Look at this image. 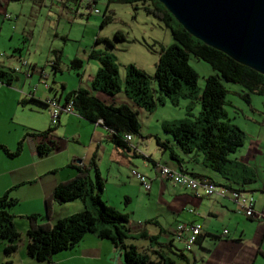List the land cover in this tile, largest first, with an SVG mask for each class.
I'll list each match as a JSON object with an SVG mask.
<instances>
[{
  "label": "crops",
  "instance_id": "obj_1",
  "mask_svg": "<svg viewBox=\"0 0 264 264\" xmlns=\"http://www.w3.org/2000/svg\"><path fill=\"white\" fill-rule=\"evenodd\" d=\"M109 1L111 0L103 2V9L106 8V11L112 8ZM54 2L61 3L59 0H50L49 3L52 5ZM4 4V0H0V12L4 17L10 18ZM63 6L73 12L69 5ZM51 51L53 58L45 59L48 69L38 67L29 56L31 60H27L31 68H28V73L23 78L18 73L10 84L5 83L10 87L12 98L19 107V110L14 108L12 116L17 112L16 122L20 124L21 130L15 128L9 136L1 137L0 143L13 149L17 140L22 138V146L17 155L7 156L0 149V195L9 190V195L16 198L9 210L13 213V221L19 232L24 231V237L18 239L16 249L22 247L25 251V231L28 227L27 218L25 221L19 218L30 213L44 215L46 198L49 203L47 216H43L41 221L48 223L87 205L79 198L59 203L51 198L50 193L56 183L73 176L78 166L88 164L94 154V163L103 181L102 199L128 214L130 227L135 234L143 231L156 236L157 241L171 242L172 247H179L176 241L183 245L182 237L185 232L178 230L177 225L198 222L201 226L199 241L191 245V254L188 255L194 264H264V220L245 215L229 196L195 193L182 185L171 183L159 174L158 164L162 163L171 168L209 176L216 182H224L206 164L201 150L193 148L191 151H183L169 133L162 136L157 132L146 133L149 137L145 138L147 143L144 144L134 140L131 135L125 145H114L102 123L91 121L76 111H60L56 121L51 122L49 106L42 102L53 98L58 103H63L67 91L77 87L85 88L82 85L85 67L81 64L79 69H71L75 72L76 83L66 89L68 79L61 77L62 65L64 66V62H61V49L52 47ZM0 56L2 68L16 65L24 58L18 46L12 47L10 54ZM52 60L53 64L48 63ZM58 71L59 74H56ZM28 78L35 80L34 90L29 89ZM87 79V84L91 86L92 77ZM87 90L105 102L115 103L114 95H108L92 86ZM29 93L35 100L20 103L19 99H27ZM125 100L115 104L126 103ZM32 111H38L39 114L34 115L30 113ZM49 125L53 126L51 134L57 139L58 148L40 155L36 151L38 138L26 132L41 130ZM155 136L165 146L160 145ZM131 168L147 177L150 183L148 189H144L131 174ZM254 182L244 183L241 187L253 197L255 210L264 209V185ZM176 234L180 237L176 238ZM110 256L115 260L113 263L123 264L120 251L108 239L98 237L95 232H87L74 246L53 253L48 262L89 264L100 259L111 260ZM20 257L21 261H27L26 264L45 262L32 260L26 251Z\"/></svg>",
  "mask_w": 264,
  "mask_h": 264
},
{
  "label": "trees",
  "instance_id": "obj_2",
  "mask_svg": "<svg viewBox=\"0 0 264 264\" xmlns=\"http://www.w3.org/2000/svg\"><path fill=\"white\" fill-rule=\"evenodd\" d=\"M59 1L63 5H69L71 9L78 5V0ZM120 1L136 4L137 1L144 0ZM155 1L156 4L143 5L142 8L156 16L169 28L173 41L167 46L160 47L152 75L133 64L128 65L123 80V90L137 105L151 108L154 100L147 86L149 76L155 80L157 89L163 94L175 93L183 85L187 88V92H192L196 86L197 73L188 63V55L192 54L206 61L214 72L203 78L198 95L201 106L200 115L194 120H179L170 125L166 123L162 125V128L169 132L174 142L183 151H191L193 148L201 150L206 164L217 172L224 182H216L209 176L187 172L181 168L179 170L228 188L243 190L241 185L254 181L255 177L251 169L235 158L229 157L230 153L242 145L244 132L238 125L229 122L226 117L223 104L227 89L222 80L240 84L244 90L239 95L249 102L251 93L264 95V73L238 62L222 50L194 37L160 1ZM101 14L100 23L103 24L110 15L106 13V8ZM171 20L175 24H172ZM114 35L118 38L123 37L119 31H116ZM98 39V37L95 38V40ZM90 55L92 50L89 52ZM98 58L100 65L91 79V86L112 96L122 86L117 77V67L108 55H100ZM48 63L53 64L54 60ZM81 64L80 58L72 57L67 67L77 70ZM16 77L17 71H14L12 66L5 68L0 66V82L10 84ZM64 97V103L71 101L74 111L79 115L91 121L101 119L100 123L107 129L109 139L114 145L128 143V140L123 138L125 132L142 136L136 111L128 104L105 102L81 87L67 91ZM26 98L19 99V102L23 104L35 100L31 93ZM42 103L48 105L47 102ZM52 128L53 126L49 125L41 130L26 132L38 138L36 151L40 155L58 148L57 139L51 134ZM155 138L160 145L165 146L164 142L156 136ZM21 146L22 138L17 140L13 149L0 143V149L10 157L17 155ZM170 155L176 158L173 152H170ZM102 182L94 163V154H92L88 164L78 166L73 176L56 183L50 193L54 201L60 203L79 198L85 202L88 199L94 210L84 205L80 210L57 218L52 223L43 222L41 219L47 216L49 204L46 198L44 215L39 213L25 215L28 220L25 231L26 253L37 261L48 262L56 251L74 246L87 232H95L98 237L108 239L118 248L123 264H194L193 259H190L181 248L172 247L171 242L157 241L156 236L148 235L143 231L135 234L130 227L128 214L102 199ZM15 202L16 198L9 195V190L0 195V240L5 241L2 248L5 254L16 250L17 241L20 238V232L13 221V213L9 210ZM197 241H199V235L195 242Z\"/></svg>",
  "mask_w": 264,
  "mask_h": 264
},
{
  "label": "rangeland",
  "instance_id": "obj_3",
  "mask_svg": "<svg viewBox=\"0 0 264 264\" xmlns=\"http://www.w3.org/2000/svg\"><path fill=\"white\" fill-rule=\"evenodd\" d=\"M49 2L50 0H4V8L10 18L4 17L0 12V55L4 53L8 55L12 47L18 46L25 59L30 61L31 59L28 58L30 56L38 67L43 66L48 69L45 59L53 58L51 48L61 49V62H64L61 77L69 81L66 89H70L73 87L72 84L76 83L75 72L65 68L67 59L72 56L82 59V65L85 67L82 85L90 89L87 78L93 77L100 65L98 57L110 56L117 67V77L122 85L114 94V101L117 103L126 99V103L136 111L142 136L132 134V137L143 144L147 143L145 138L149 137L146 133L157 132L158 135L163 136L169 132L165 131L162 125L166 123L170 125L184 119L194 120L200 115L198 95L203 78L214 70L206 61L192 54L188 55V63L197 73L194 91L187 92V88L183 85L179 91L166 95L157 89L155 80L149 76L147 86L154 104L151 108H147L137 105L123 90V80L128 65L133 64L152 75L160 47L167 46L173 41L169 28L142 8L143 5L156 4L155 0L137 1L136 4L111 0L109 6L112 8L106 11L110 18L103 24L100 23L104 7L102 1L97 3L100 11L91 13L87 15L88 17L75 16L61 3L54 2L51 5ZM171 22L175 24L173 20ZM116 31H119L123 37H116L114 35ZM96 37L99 39L95 40ZM91 50L92 55L89 56ZM56 74H59V71ZM19 75L21 78L25 76L23 72H19ZM28 80L29 89L34 90L35 80L31 78ZM222 82L227 89L223 104L226 117L244 132L243 145L238 146L229 157H237L238 162L253 171L255 182L264 185V95L251 93L247 102L239 95L244 90L240 84L226 80ZM11 92L10 87L0 82V138L9 136L15 128L21 130L20 124L16 122L17 112L12 116L14 108L19 110V107L12 98ZM30 113L39 114L38 111ZM253 148L256 151H253ZM85 202L93 211L92 203L88 199ZM19 219L25 221L26 217ZM20 231V239H23L24 231ZM4 243V240H0V264H26L27 261L20 260V255L25 252L22 247V251L21 248H17L12 253L5 254L2 249ZM176 245H179L177 248H181L187 255L191 254L189 249L183 248L180 241H176ZM110 257L112 261L100 259L89 264H115L113 263L115 260ZM37 264H55V262L45 261Z\"/></svg>",
  "mask_w": 264,
  "mask_h": 264
},
{
  "label": "water",
  "instance_id": "obj_4",
  "mask_svg": "<svg viewBox=\"0 0 264 264\" xmlns=\"http://www.w3.org/2000/svg\"><path fill=\"white\" fill-rule=\"evenodd\" d=\"M191 35L264 73V0H158Z\"/></svg>",
  "mask_w": 264,
  "mask_h": 264
},
{
  "label": "built area",
  "instance_id": "obj_5",
  "mask_svg": "<svg viewBox=\"0 0 264 264\" xmlns=\"http://www.w3.org/2000/svg\"><path fill=\"white\" fill-rule=\"evenodd\" d=\"M107 2L108 0H78V5L76 8L72 9L73 13L76 15L86 16V14L98 13L100 11L97 3L98 2ZM7 16V14H5ZM52 62V61H50ZM30 62L21 58L16 65H13L12 68L14 71L23 72L25 75L28 73V68ZM49 106L50 119L51 122H55L60 111L75 112L71 101L58 103L55 99L51 98L46 101ZM97 121L101 122V119ZM131 133H123V138L129 140L131 138ZM159 174L167 178L171 183L182 185L195 193H201L204 195H219V196H229L236 205L244 212L245 215L256 216L264 220V209L255 210L254 209V199L251 194L245 192L244 190L228 188L224 185L217 184L213 181H210L206 178H200L193 176L185 171L171 168L165 164H158ZM130 172L134 175L135 178L139 180L144 189H148L150 186L149 180L147 177L136 170L131 168ZM200 223L190 222V223H179L177 229L185 232L182 237L183 248L188 250L191 245L194 244L196 237L200 231ZM176 238L180 237L179 234H176Z\"/></svg>",
  "mask_w": 264,
  "mask_h": 264
}]
</instances>
